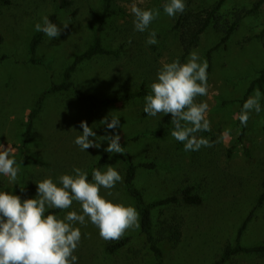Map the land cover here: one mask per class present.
Instances as JSON below:
<instances>
[{
    "label": "rangeland",
    "instance_id": "374dc122",
    "mask_svg": "<svg viewBox=\"0 0 264 264\" xmlns=\"http://www.w3.org/2000/svg\"><path fill=\"white\" fill-rule=\"evenodd\" d=\"M11 1V4H0V37L4 39L0 53L7 55L0 61V148L11 147L10 158L15 159L19 172L16 181L0 174V191L11 192L24 200L36 198L35 182L50 177L59 184V176L72 174L74 167L88 173L108 153L105 151L108 142L102 138L108 135L104 124L71 93L48 97L35 120L30 142L23 147L26 123L37 99L52 81H61L75 57L89 48L103 2L70 0L71 5L63 6L62 0ZM218 1L184 0L185 10L203 13L213 9ZM132 2L114 0L116 14L105 22L104 44L109 49L119 50L120 54L85 62L74 80L84 91L102 99L134 92L131 100L110 104L102 111L108 117L111 113L120 118L117 134L135 161L154 164V168L141 167L137 176V185L147 202L168 197L186 187H193L203 198L199 205L180 203L154 210L155 230L167 220L179 221L183 230L182 241L177 246L163 243L167 260L172 264H212L225 246L236 239L254 209L244 244L252 246L264 242V201L258 206L264 198V84L254 88V91L260 89L262 94L261 111L250 112L247 126L239 120L246 91L263 75L264 0H226L214 24L228 27L238 19V14L243 17L230 40L213 51L209 62V51L219 45L224 36L223 28L212 26L193 49L198 51L201 61L212 64L210 72L207 69L208 93L198 96L196 102H206L209 106L206 118L211 131L198 135L213 146H202L198 151H185L182 142L173 138L171 132L166 133L173 127L171 114L148 116L143 110L145 96L135 94L144 83L149 87L156 80L162 61L172 62L178 58L186 62L189 55L183 58L181 27L177 25L182 13L169 17L163 10L166 0H136L137 6L145 10H160L149 28L139 32L135 30V17L130 12ZM43 15L49 19L55 16L53 23L62 29L64 24L68 27L58 38L50 39L45 34L38 51L45 63L35 65L28 62V47L36 32L35 24L42 21ZM153 30L158 43L148 45L146 40ZM82 121L96 132V136L89 139H94L100 147L82 151L74 143L83 132ZM105 165H113L122 177L111 189L113 195L108 199L136 209L124 187L122 158L109 154ZM108 191L102 188L101 195ZM73 210L82 214L79 203L74 201L59 218ZM75 226L82 233L74 252L78 258L76 264L152 263L140 226L126 230L122 237L133 235L134 238L127 248L114 255L106 252L109 241L100 237L99 229L87 218L85 224ZM228 264H264V257L240 256Z\"/></svg>",
    "mask_w": 264,
    "mask_h": 264
},
{
    "label": "clouds",
    "instance_id": "9594fccd",
    "mask_svg": "<svg viewBox=\"0 0 264 264\" xmlns=\"http://www.w3.org/2000/svg\"><path fill=\"white\" fill-rule=\"evenodd\" d=\"M142 2V0H141ZM184 0H166L163 10L169 17H175L185 11ZM130 12L134 15L135 30L146 31L158 18L159 9H143L133 0ZM68 24L63 25L66 29ZM47 15L35 24V30L43 32L50 39L58 38L63 31ZM131 43V41H129ZM148 45L158 43L156 32L149 33ZM157 78L150 84V93L144 97V113L155 117L157 114H171L173 130L171 136L184 144L185 151H198L203 147H212L210 141L198 133L211 131L210 121L206 118L208 104L196 102L198 96L208 93L209 67L207 60L201 61L198 51L193 50L186 62L178 58L172 62H161ZM261 91L256 89L244 102L239 120L247 126L249 114L253 110L261 111ZM109 117L111 122L109 123ZM101 122L107 129L120 127V118L109 114ZM83 132L74 143L85 151L100 147L94 139L96 132L86 121L80 125ZM108 142L105 151L122 153L121 136L109 134L102 137ZM12 149L0 148V174L16 181L19 167L11 157ZM59 184L52 178L35 182L36 198L21 200L20 196L8 191H0V264H76L77 250L81 240V230L75 225H83L86 218L99 229V235L107 241L119 240L126 230L139 228V213L133 206L115 203L108 199L111 189L122 181L120 173L113 165H105V170L94 168L92 180L88 173L74 167L72 174H63ZM109 190L101 195V189ZM23 190V188H22ZM80 205L82 214L67 211L63 218L54 214L45 215L47 209H69L73 202Z\"/></svg>",
    "mask_w": 264,
    "mask_h": 264
},
{
    "label": "trees",
    "instance_id": "16d2710c",
    "mask_svg": "<svg viewBox=\"0 0 264 264\" xmlns=\"http://www.w3.org/2000/svg\"><path fill=\"white\" fill-rule=\"evenodd\" d=\"M11 0H0V4H11ZM103 8L102 13L98 16L97 23L94 28L93 40L89 46V48L77 55L72 63L66 68L64 72V77L61 81H52L49 88L42 92L39 98L36 101L34 109L29 115L28 122L26 123V129L23 136V147L26 148L28 143L31 140V136L34 130L35 120L40 114L46 100L50 95L60 94V93H71L74 98L81 103H84L88 106L89 110L97 116L101 121L104 120L105 115L102 109L105 106H108L113 103L128 101L131 100L134 96V92H124L118 93L112 97L100 98L96 94L88 93L84 91L74 80V75L80 70L81 66L87 62L94 60L101 56H114L117 57L120 54V51L117 49H109L105 46L103 38L105 35V22L108 18H111L114 14H116L115 9L113 8L114 0H102ZM226 0H219L217 5L213 7V9L209 11H205L203 13L194 12L192 9L185 10L179 17L177 25L181 27V35L180 42L184 49L183 58L185 59L191 51L196 48L200 41L202 35L207 31L209 27L219 26V28H223L224 36L221 39L219 45L215 48L211 49L208 53L209 62L212 61L213 51L218 48L220 45L225 44L234 34L235 30L239 26L242 18L238 14V19L235 20L232 24H229L228 27H221L214 24L215 20L218 17V12L224 5ZM63 6H69L72 4L70 0H62L61 3ZM206 13V15H204ZM52 22L55 20V16L50 18ZM45 34L43 32L36 31L30 45L28 47V62L38 65H44V60L38 56L39 47L43 42ZM4 39L0 37V46L3 44ZM7 58V55H2L0 53V61H3ZM212 68V64L208 67V72H210ZM262 77L256 81H253L245 93L243 104L247 100V98L253 93L254 88L257 84H264V70L262 71ZM151 89L147 86V84H143L139 90L136 91V95L138 96H146L149 94ZM111 119L109 117V123ZM105 128L106 125L104 124ZM245 129V128H244ZM173 130V127L168 129L166 133H170ZM107 134H117L116 129H107ZM245 130H243L242 135L245 134ZM123 149L122 153H106L102 156L88 171V179L92 180V170L94 168H100L102 170L103 166L108 159L109 154H116L120 156L125 165V177H124V187L131 197V199L135 202L136 209L140 215V232L145 237L146 244L149 248L150 256L152 257L151 264H172L167 260L165 250L163 248V243H171L177 246L182 241L183 230L181 227V223L177 220H167L162 222V227H159L155 230V222H154V210L157 208L175 205V204H188V205H199L202 204L203 198L200 194L194 192L193 187H186L173 195H170L165 198L156 199L152 202H147L143 191L137 185V176L138 171L141 167L144 168H154V164H139L135 161L133 154L123 145L121 144ZM23 160H26V156L23 157ZM264 201L262 198L258 204L261 205ZM254 211L250 213V215L243 222L240 227L236 239L233 242L228 243L221 256L215 260L212 264H228L233 259L240 256H256V257H264V242L256 245H246L244 244V235L245 232L253 219ZM66 210H59L54 208L47 209L45 215L54 214L58 217L63 215ZM133 235H125L119 240H113L106 243V252L109 254H116L125 248H127L132 240Z\"/></svg>",
    "mask_w": 264,
    "mask_h": 264
}]
</instances>
